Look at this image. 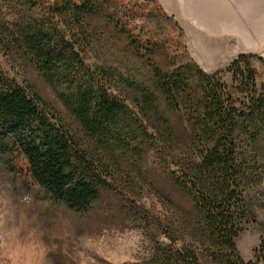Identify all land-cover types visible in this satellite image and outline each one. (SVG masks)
I'll list each match as a JSON object with an SVG mask.
<instances>
[{
    "label": "trees",
    "instance_id": "1",
    "mask_svg": "<svg viewBox=\"0 0 264 264\" xmlns=\"http://www.w3.org/2000/svg\"><path fill=\"white\" fill-rule=\"evenodd\" d=\"M4 7L12 12L4 14ZM107 11L101 0H0V46L23 52L61 89L80 128L62 127L34 86L23 87L0 69V156L13 166L22 156L29 179L49 198L87 214L111 187L101 151L153 149L162 164L178 167L166 179L188 199L183 222L204 247L205 261L261 264L264 249L247 262L236 245L256 219L248 191L264 169V86L257 84L255 56L241 55L228 69L245 96L239 107L218 74L198 69L194 76L192 66L166 71L154 59L158 44H144L115 24L151 69V84H129L138 110L132 113L111 94V71L95 78L76 50L79 42L95 41V20ZM155 262L203 264L190 246L162 249Z\"/></svg>",
    "mask_w": 264,
    "mask_h": 264
},
{
    "label": "rangeland",
    "instance_id": "2",
    "mask_svg": "<svg viewBox=\"0 0 264 264\" xmlns=\"http://www.w3.org/2000/svg\"><path fill=\"white\" fill-rule=\"evenodd\" d=\"M101 1L108 11L95 20L98 37L91 45L79 42L76 50L95 78H104L105 68L111 71L110 92L132 113L138 110L129 84H151L152 75L148 60L136 55L121 27L115 28L118 23L136 40L158 44L154 59L162 69L192 66L194 76L198 69L218 74L239 107L245 96L228 72L239 56H255L257 84L264 86V0ZM0 69L23 87L34 86L57 123L80 132L61 89L50 85L23 52L7 53L0 46ZM128 150L101 151L109 162L105 177L111 187L87 214L49 198L29 179L22 156L14 166L0 156V264H157L160 250L185 246L210 264L183 222L188 199L166 179L168 169L178 170L176 163L162 164L153 149L138 155ZM248 200L256 219L236 240L247 262L264 249V169Z\"/></svg>",
    "mask_w": 264,
    "mask_h": 264
},
{
    "label": "crops",
    "instance_id": "3",
    "mask_svg": "<svg viewBox=\"0 0 264 264\" xmlns=\"http://www.w3.org/2000/svg\"><path fill=\"white\" fill-rule=\"evenodd\" d=\"M262 58L264 59V55L262 56Z\"/></svg>",
    "mask_w": 264,
    "mask_h": 264
}]
</instances>
